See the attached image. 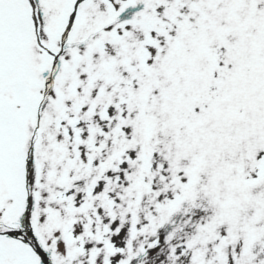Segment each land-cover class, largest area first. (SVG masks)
Instances as JSON below:
<instances>
[{
  "label": "snow or ice",
  "instance_id": "6c2138e0",
  "mask_svg": "<svg viewBox=\"0 0 264 264\" xmlns=\"http://www.w3.org/2000/svg\"><path fill=\"white\" fill-rule=\"evenodd\" d=\"M0 264H264V0H0Z\"/></svg>",
  "mask_w": 264,
  "mask_h": 264
}]
</instances>
